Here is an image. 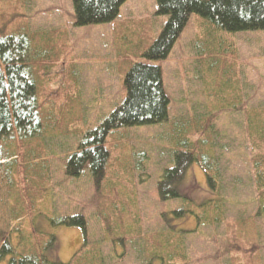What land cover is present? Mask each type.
Returning a JSON list of instances; mask_svg holds the SVG:
<instances>
[{
    "label": "rangeland",
    "instance_id": "rangeland-1",
    "mask_svg": "<svg viewBox=\"0 0 264 264\" xmlns=\"http://www.w3.org/2000/svg\"><path fill=\"white\" fill-rule=\"evenodd\" d=\"M157 11V0H128L111 23L78 26L72 0H0V37H27L42 119L33 137L15 132L2 140L4 153L16 155L0 162V249L5 241L13 249L2 264L31 253L65 264H234L238 255L235 264H264L253 160L254 131L264 127V30L229 32L194 13L168 58L151 61L144 54L168 20ZM137 62L162 67L168 120L114 130L99 184L88 166L79 177L68 174L85 135L124 100L126 73ZM250 109L260 114L250 122L257 128L247 123ZM209 122L219 135L217 170L229 199L223 214L242 224L237 234L251 260L236 252L237 234L230 239L224 223L185 233L195 217H173L182 201L158 194L174 151L185 149L181 140H197V128L205 135ZM179 187L197 203L213 197L196 162ZM78 214L87 234L52 222Z\"/></svg>",
    "mask_w": 264,
    "mask_h": 264
},
{
    "label": "trees",
    "instance_id": "trees-1",
    "mask_svg": "<svg viewBox=\"0 0 264 264\" xmlns=\"http://www.w3.org/2000/svg\"><path fill=\"white\" fill-rule=\"evenodd\" d=\"M128 0H72L78 26L90 24L111 23L120 14L122 6ZM158 13L167 15L159 37L145 52L151 61L167 59L176 42L186 28L192 14L210 20L217 27L229 32L264 30V0H157ZM26 36L6 35L0 37V161L10 160L16 155L5 154L2 140L16 136L33 137L42 128V119L39 111L37 97V84L28 67ZM126 96L122 103L115 108L105 120L94 130L85 135L81 147L70 157L67 173L79 177L86 166L97 184L103 179L110 152L106 146L108 136L120 127L148 126L163 123L169 118L171 99L166 91L164 72L160 65L154 63L137 62L127 71L125 76ZM238 110V108H237ZM256 111L247 113L249 128L251 118H258ZM200 116V115H199ZM202 116L197 118L198 127H203ZM210 120V119H209ZM253 123V122H252ZM191 127V122L185 123ZM183 124L184 127L186 125ZM253 125V124H252ZM251 130V129H250ZM194 131V128H193ZM200 134L197 140L189 142L182 139L180 143L185 149H176L173 153L174 165L164 170L158 182L157 190L161 200L169 201L179 199L183 206L172 211L176 218L195 217L196 226L185 233H192L201 223L226 225L230 239L237 234L241 225L227 222L223 214L228 196L222 193L221 179L219 177V156L215 152L218 134H213V123L205 127L203 135L201 128L196 131ZM254 133L253 148L254 171L257 181V190L260 201L258 215H264V127H258ZM18 140V138H17ZM218 142V141H217ZM198 163L204 170L212 198L202 202H195L186 192H182L179 185L185 179L188 170L194 163ZM198 208V209H197ZM215 215L208 220L209 213ZM167 218V216L165 217ZM54 225L78 226L87 234V219L84 215L63 216L58 221L52 219ZM55 240L54 238L51 241ZM236 252L242 257L252 259L251 251L247 248L244 239L238 234L235 237ZM13 253L7 241L0 249V264ZM169 259L166 264L177 263ZM173 260V261H172ZM238 263L239 255L234 259ZM7 264H65L61 261H52L46 255L38 253L21 254L19 258L11 257ZM150 264H156L154 261ZM242 264V263H240Z\"/></svg>",
    "mask_w": 264,
    "mask_h": 264
},
{
    "label": "crops",
    "instance_id": "crops-1",
    "mask_svg": "<svg viewBox=\"0 0 264 264\" xmlns=\"http://www.w3.org/2000/svg\"><path fill=\"white\" fill-rule=\"evenodd\" d=\"M4 161V160H3ZM1 162V161H0Z\"/></svg>",
    "mask_w": 264,
    "mask_h": 264
}]
</instances>
